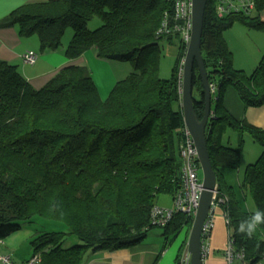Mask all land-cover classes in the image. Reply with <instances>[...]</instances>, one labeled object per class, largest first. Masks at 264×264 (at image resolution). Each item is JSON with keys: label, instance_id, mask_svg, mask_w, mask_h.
Wrapping results in <instances>:
<instances>
[{"label": "trees", "instance_id": "16d2710c", "mask_svg": "<svg viewBox=\"0 0 264 264\" xmlns=\"http://www.w3.org/2000/svg\"><path fill=\"white\" fill-rule=\"evenodd\" d=\"M174 5L175 0H49L25 4L0 20V29L17 28L22 38L37 36L41 52L59 50L71 28L65 52L69 60L95 49L100 59L133 68L102 99L87 67H65L37 90L17 66L0 60V241L36 217L65 226L59 232L32 231L31 257L18 264L37 255L41 264H82L88 250L129 249L155 229L163 233V248L186 230L176 260L180 263L193 218L179 213L165 227L151 222L159 198L174 199L183 188L179 149L185 123L179 72L186 46L172 31ZM215 5L208 0L201 45L209 82L218 86L206 130L208 152L231 238L246 261L255 263L264 253V225L251 239L238 228L257 209L264 211V129L235 118L224 98L232 87L246 109L264 106V55L247 76L235 68L224 33L236 23L264 32V0H256L251 16L219 17ZM95 17L101 25L91 30L88 24ZM165 17L170 33L160 32ZM166 44L177 46L178 54L171 77L162 79ZM203 89L195 64L194 107L200 120ZM228 130L238 134V147L224 143ZM246 134L262 149L258 161L247 166L240 186L243 200L246 194L252 198L253 212L243 208L222 174L223 169L240 168ZM70 236L79 243L66 247Z\"/></svg>", "mask_w": 264, "mask_h": 264}, {"label": "crops", "instance_id": "0c3cea01", "mask_svg": "<svg viewBox=\"0 0 264 264\" xmlns=\"http://www.w3.org/2000/svg\"><path fill=\"white\" fill-rule=\"evenodd\" d=\"M47 1L49 0H0V20L25 4ZM72 36L73 33L70 37H67V43H62L59 50L54 52H41L40 42L37 36L22 38L19 36L17 28L0 29V60L17 66L22 76L37 90L43 88L65 67H87L92 74L101 98L106 99L115 84L124 80L132 73L133 68L128 67L125 63L100 59L95 49L87 51L77 60H69L65 52ZM165 47H167V52L170 55H173V57L177 56V46L166 44ZM27 52H35L38 54L39 58L35 65L31 66L24 63L23 56ZM224 105L238 120H246L250 125L264 129V106L246 109L243 101L234 88L229 87L227 89ZM228 142L230 141L227 137V143ZM258 154L259 151H257L254 158H251L249 161L246 160L245 162V154L242 153L240 168L244 166V171H240V168L237 170L228 168L222 170L226 186L233 188L238 196H242L240 186L246 170L245 168L255 161ZM242 162H244V164H242ZM200 176H202V174H200ZM170 199L171 201H166L164 197H160L158 206L172 207L173 199L171 197ZM214 216L215 228L210 239L211 254L209 264H223L222 255L228 241V228L225 223L223 211L220 207L215 208ZM183 232V238L179 240V245H177L178 247H175V249L173 243L180 235L169 247L163 248L164 237L162 231H151L144 242L129 249L98 252L88 250L82 264H176L180 248L188 237L186 230ZM28 234L29 235H21V237H19V234L10 236L0 246V253L11 257L12 255L16 256L20 248L18 240L24 236L30 238L31 241L32 230H30ZM30 257L31 255L29 258ZM29 258H18L14 260L17 263H23Z\"/></svg>", "mask_w": 264, "mask_h": 264}, {"label": "built area", "instance_id": "2783aa9c", "mask_svg": "<svg viewBox=\"0 0 264 264\" xmlns=\"http://www.w3.org/2000/svg\"><path fill=\"white\" fill-rule=\"evenodd\" d=\"M216 13L219 17L229 16L231 14H242L244 16H251L256 7V0H215ZM175 27L173 32L181 35V41L186 46V53L192 38L193 30V0H175ZM169 23L165 17L160 32L170 33ZM185 57L181 63L179 72V85L180 93L183 92V75H184V62ZM39 56L35 52H27L23 56V61L27 65H35ZM210 90L214 96L218 90L215 83L210 82ZM183 141L180 145L179 155L182 160V173H183V188L175 195L172 207L155 206L151 213V222L154 226L165 227L170 223L175 214H184L195 219L201 201L203 192V177L200 176L202 168L198 157L197 148L190 131L185 126L182 129ZM218 188L214 194L212 211L207 218L202 230V264H209L211 254L210 239L215 228V208L221 207L224 199L218 200ZM227 228L229 221L224 216ZM0 241V245H1ZM223 264H264V253L262 258L255 262L249 263L246 261L244 252L238 251L230 235L228 228V241L222 255ZM190 255L187 250L180 260L179 264H190ZM0 264H18L12 260L9 255L0 254ZM25 264H41V257L34 256Z\"/></svg>", "mask_w": 264, "mask_h": 264}, {"label": "water", "instance_id": "95a60500", "mask_svg": "<svg viewBox=\"0 0 264 264\" xmlns=\"http://www.w3.org/2000/svg\"><path fill=\"white\" fill-rule=\"evenodd\" d=\"M208 0H193V30L192 38L184 62L182 107L185 126L190 131L197 148L199 161L203 172V192L200 206L190 231L187 250L191 257L190 264H202V230L212 211L214 194L218 188L217 176L213 170L208 152L206 130L212 113V93L209 76L206 70L201 45L204 27V16ZM198 66L203 84L204 117L199 119L194 107L193 75L194 66Z\"/></svg>", "mask_w": 264, "mask_h": 264}, {"label": "rangeland", "instance_id": "374dc122", "mask_svg": "<svg viewBox=\"0 0 264 264\" xmlns=\"http://www.w3.org/2000/svg\"><path fill=\"white\" fill-rule=\"evenodd\" d=\"M100 25H101V21L97 17H95L88 24L91 30L96 29ZM72 33L73 30L71 28H68L63 37L62 43H67L68 42L67 37H70ZM224 38L227 41L228 45L230 46L231 52L234 53L233 56H234L235 68L244 71L247 76H251L258 67L264 55V32H256L254 30H248L242 24L236 23L233 25V27L225 31ZM175 57L176 56L173 57V55H170L167 52V47H165V49L163 50V56L160 66V77L162 79H169L171 77V72L175 62ZM125 65H127L128 67H132L130 63H125ZM214 98H216V96L213 97V99ZM227 137L232 147H238L240 139L238 138V134L236 132H234L233 130H228L224 140L225 144H227ZM244 139H245V143L243 147V153L245 154L244 155L245 162L246 160L249 161L251 158H254L255 154H257V151H259L258 157H256L255 161H253L252 163L254 164L258 161L262 149L259 145L253 142V140L250 138L248 134L244 136ZM242 164H244V162H242ZM240 171H244V166L243 168H240ZM201 174L203 175L202 171ZM245 196L246 198L244 201L243 195L242 196L239 195L243 208L251 212L255 211V204L252 198L248 194H246ZM163 197L166 201H171L170 197L167 196H163ZM64 227L65 226L63 224L58 223L56 221L36 217L33 223L24 225V230L14 235L19 234V237H21V235H29L28 233H30V230H32L33 232L36 231L59 232L64 230ZM154 231L159 232L158 229H155ZM183 233H181L180 237L173 243L174 249L175 247H178L177 245H179V240L183 238L184 235ZM18 242L20 248L17 251L16 256L12 255V259L29 258V256L32 253L30 238L23 236L21 239L18 240ZM78 243L79 241L76 237L70 236L67 238L65 246L70 247L73 244H78Z\"/></svg>", "mask_w": 264, "mask_h": 264}, {"label": "clouds", "instance_id": "9594fccd", "mask_svg": "<svg viewBox=\"0 0 264 264\" xmlns=\"http://www.w3.org/2000/svg\"><path fill=\"white\" fill-rule=\"evenodd\" d=\"M261 225H264V211L257 209L251 216L240 221L238 231L251 239L257 233Z\"/></svg>", "mask_w": 264, "mask_h": 264}]
</instances>
